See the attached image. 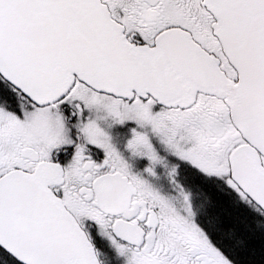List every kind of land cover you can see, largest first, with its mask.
<instances>
[{"label":"snow or ice","instance_id":"snow-or-ice-1","mask_svg":"<svg viewBox=\"0 0 264 264\" xmlns=\"http://www.w3.org/2000/svg\"><path fill=\"white\" fill-rule=\"evenodd\" d=\"M0 264H264V0H0Z\"/></svg>","mask_w":264,"mask_h":264}]
</instances>
